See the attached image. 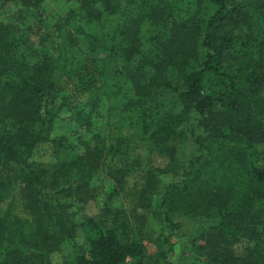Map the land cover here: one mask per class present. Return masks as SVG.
<instances>
[{
  "label": "trees",
  "instance_id": "16d2710c",
  "mask_svg": "<svg viewBox=\"0 0 264 264\" xmlns=\"http://www.w3.org/2000/svg\"><path fill=\"white\" fill-rule=\"evenodd\" d=\"M43 2L0 0V264H264V0Z\"/></svg>",
  "mask_w": 264,
  "mask_h": 264
},
{
  "label": "rangeland",
  "instance_id": "374dc122",
  "mask_svg": "<svg viewBox=\"0 0 264 264\" xmlns=\"http://www.w3.org/2000/svg\"><path fill=\"white\" fill-rule=\"evenodd\" d=\"M44 4V9L47 13H49L50 15L53 13V14H60L62 12L65 11V9L67 8V3L65 2V0H44L43 2ZM130 153L132 152V155H137L141 158H144V159H149V157H152L153 155L150 154L148 152V149L144 146L143 142H138V141H134V142H131L130 143ZM178 149V153H177V157L179 160H181L182 162H187V160L190 158L191 155L194 154V148L193 146L188 143V142H182L179 144V146L177 147ZM259 157L261 158L260 159V162H263L264 161V150H261L259 149ZM153 161L156 165L158 166H161L163 163H162V160L160 159H157L153 156ZM104 172L99 174L98 176H96V179L99 180V182H107V180L104 178ZM126 181H127V186L130 188L129 192L131 195H133L134 193V190H135V185H136V182L137 180L139 181V177L137 175H134L133 173L129 174L127 177H126ZM170 178H168V176L165 177L164 176H161V180L163 182H168ZM130 196V195H129ZM128 195L126 197H129ZM124 199L123 196L119 195L116 197V204L115 205H119L121 203V201ZM155 200V199H154ZM125 202V200L122 201V203ZM99 206H100V203H99V200H95V201H90L88 206H87V209H86V212L89 213V214H94L98 211L99 209ZM124 207V206H123ZM2 209H3V206H2ZM157 208L155 206V201L152 205L149 206V208L147 209H143V210H140L142 213L144 212L147 219L146 221L143 222V230L144 232L146 233V236H147V252L148 254H152L153 252L155 253L156 252V249H157V245L159 244L160 242V236L162 235H165L167 234L168 230L166 229V227L161 223L160 221V218L158 217V214H157ZM194 223L192 222H187V221H184L182 226H181V229H180V233H182L183 231H186V232H190L191 230H193L194 228ZM78 240L81 241V238L78 237ZM159 240V242H158ZM173 241V244H172V250L169 252V257H168V261L170 264H178L179 261V251H180V248H179V242H177L175 240V238L173 237L171 239ZM163 246H161V248H165L166 245L164 244H161ZM241 246L242 245H238L237 246V251L238 253L241 252ZM66 248L64 249V252H65ZM61 260V255L59 253H55L53 255V261H60ZM154 261H156L157 263H153V264H165L161 259L160 257H157L154 259Z\"/></svg>",
  "mask_w": 264,
  "mask_h": 264
},
{
  "label": "built area",
  "instance_id": "2783aa9c",
  "mask_svg": "<svg viewBox=\"0 0 264 264\" xmlns=\"http://www.w3.org/2000/svg\"><path fill=\"white\" fill-rule=\"evenodd\" d=\"M120 264H131V261L129 258H125Z\"/></svg>",
  "mask_w": 264,
  "mask_h": 264
}]
</instances>
